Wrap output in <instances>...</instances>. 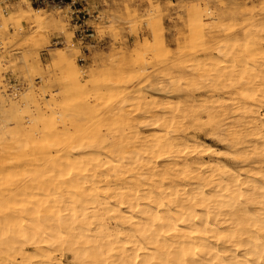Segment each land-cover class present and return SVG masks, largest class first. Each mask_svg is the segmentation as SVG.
Wrapping results in <instances>:
<instances>
[{"label": "clouds", "instance_id": "9594fccd", "mask_svg": "<svg viewBox=\"0 0 264 264\" xmlns=\"http://www.w3.org/2000/svg\"><path fill=\"white\" fill-rule=\"evenodd\" d=\"M0 264H264V0H0Z\"/></svg>", "mask_w": 264, "mask_h": 264}]
</instances>
